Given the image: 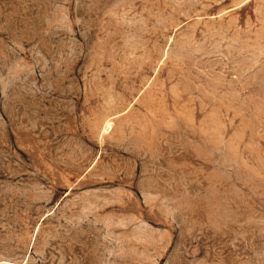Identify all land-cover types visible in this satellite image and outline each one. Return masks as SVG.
Instances as JSON below:
<instances>
[{
  "label": "rangeland",
  "instance_id": "1",
  "mask_svg": "<svg viewBox=\"0 0 264 264\" xmlns=\"http://www.w3.org/2000/svg\"><path fill=\"white\" fill-rule=\"evenodd\" d=\"M0 264H264V0H0Z\"/></svg>",
  "mask_w": 264,
  "mask_h": 264
}]
</instances>
